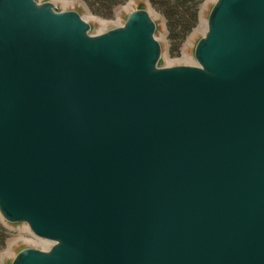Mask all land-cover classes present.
I'll return each mask as SVG.
<instances>
[{"label":"water","instance_id":"obj_1","mask_svg":"<svg viewBox=\"0 0 264 264\" xmlns=\"http://www.w3.org/2000/svg\"><path fill=\"white\" fill-rule=\"evenodd\" d=\"M90 31L0 0V216L53 243L11 264H264V0H216L198 66L145 9Z\"/></svg>","mask_w":264,"mask_h":264},{"label":"rangeland","instance_id":"obj_2","mask_svg":"<svg viewBox=\"0 0 264 264\" xmlns=\"http://www.w3.org/2000/svg\"><path fill=\"white\" fill-rule=\"evenodd\" d=\"M38 3L51 2L59 11H77L91 26V35H100L124 25L130 13L138 9L150 12L157 23L156 37L162 46V58L159 67L198 66L194 57L195 46L207 30V19L216 0H204L200 6V21L198 26L183 43L179 53L172 52L168 38L166 20L156 10L150 0H129L126 4L115 9L111 18L97 16L90 12L83 2L78 0H36ZM0 222L8 231L9 239L6 247L0 251V264H11L15 256L22 250L33 248L49 250L53 243L38 238L27 224H10L0 216Z\"/></svg>","mask_w":264,"mask_h":264},{"label":"trees","instance_id":"obj_3","mask_svg":"<svg viewBox=\"0 0 264 264\" xmlns=\"http://www.w3.org/2000/svg\"><path fill=\"white\" fill-rule=\"evenodd\" d=\"M83 2L93 14L111 18L119 6L129 0H78ZM204 0H150L166 20L168 38L172 52L179 53L183 43L198 26L200 21V6ZM9 239L8 231L0 222V251L6 247Z\"/></svg>","mask_w":264,"mask_h":264}]
</instances>
